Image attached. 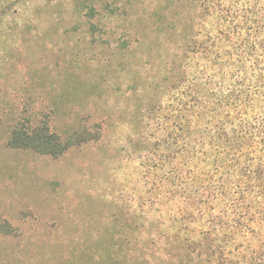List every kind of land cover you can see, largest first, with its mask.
Returning <instances> with one entry per match:
<instances>
[{
  "label": "rangeland",
  "instance_id": "374dc122",
  "mask_svg": "<svg viewBox=\"0 0 264 264\" xmlns=\"http://www.w3.org/2000/svg\"><path fill=\"white\" fill-rule=\"evenodd\" d=\"M6 1L0 0V264H106L112 226L129 210L233 251L237 241L202 236L169 210L148 208L151 183L157 189L154 176L164 167L162 132L153 136L156 151L132 147L136 131L145 136L164 127L167 105L161 64L135 41L141 33L148 38L154 9L193 7L177 0H18L8 9ZM154 105L160 109L152 111ZM22 122H45L62 139L76 129L95 139L55 159L8 149L11 129ZM250 223L262 230L256 216Z\"/></svg>",
  "mask_w": 264,
  "mask_h": 264
},
{
  "label": "trees",
  "instance_id": "16d2710c",
  "mask_svg": "<svg viewBox=\"0 0 264 264\" xmlns=\"http://www.w3.org/2000/svg\"><path fill=\"white\" fill-rule=\"evenodd\" d=\"M177 1L193 9H154L148 38L141 33L135 41L159 60L167 105L162 130L136 131L132 147L156 151L153 136L162 132L164 167L154 176L157 189L151 183L149 209L163 207L200 235L219 233L237 244L227 251L129 210L112 226L102 260L264 264V0ZM93 139L83 129L62 139L45 122H22L11 129L6 147L55 159ZM253 216L262 230L251 225Z\"/></svg>",
  "mask_w": 264,
  "mask_h": 264
}]
</instances>
